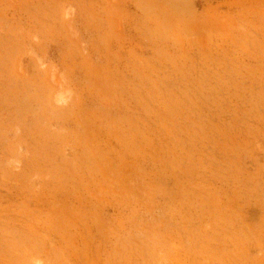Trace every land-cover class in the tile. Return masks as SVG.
Wrapping results in <instances>:
<instances>
[{
  "label": "rangeland",
  "instance_id": "obj_1",
  "mask_svg": "<svg viewBox=\"0 0 264 264\" xmlns=\"http://www.w3.org/2000/svg\"><path fill=\"white\" fill-rule=\"evenodd\" d=\"M0 264H264V0H0Z\"/></svg>",
  "mask_w": 264,
  "mask_h": 264
}]
</instances>
